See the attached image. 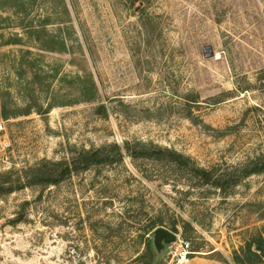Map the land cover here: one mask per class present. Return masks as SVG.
<instances>
[{
    "label": "rangeland",
    "instance_id": "374dc122",
    "mask_svg": "<svg viewBox=\"0 0 264 264\" xmlns=\"http://www.w3.org/2000/svg\"><path fill=\"white\" fill-rule=\"evenodd\" d=\"M0 121V264H236L264 243V174L244 173L264 159V0H0ZM158 220L175 242L154 245Z\"/></svg>",
    "mask_w": 264,
    "mask_h": 264
},
{
    "label": "trees",
    "instance_id": "16d2710c",
    "mask_svg": "<svg viewBox=\"0 0 264 264\" xmlns=\"http://www.w3.org/2000/svg\"><path fill=\"white\" fill-rule=\"evenodd\" d=\"M29 1L31 2V0ZM19 12H21L22 14H25L24 19L27 18L25 4H22L21 11L16 12V14H19ZM19 27L25 30L24 36L26 37V39L31 40L33 42H39L41 44V50L48 51V52H57V51L60 52L61 50H64L65 42L57 41L56 43V41L52 37H48L46 41L41 40L40 39V32H41L40 27L33 26L32 23H30L29 25H25V23H22L21 25H19ZM20 42L21 40L18 37H16L15 39H11L7 41L6 44L7 45L8 44H19ZM50 44H58L59 47L57 49V48L50 46ZM90 94H94V92L91 91ZM157 152L172 156V161L178 164V166L180 167H183V168L188 167L189 161L183 158L182 156L176 154L175 152H171L166 149L164 150L158 149ZM85 159H86L85 163L87 165L107 163V160H108L107 157L101 156L97 152L93 154H87V156H85ZM244 173H245V176L264 174V159L259 162L252 163L251 166L248 167L246 171H244ZM194 174H195V177H197L203 183L210 182L211 173L206 172L204 170H197V171H194ZM223 183H230V182L229 180L223 179L221 177H216L215 181L213 182L216 188L222 189V190L225 187ZM8 190H9L8 191L9 193L12 192V188H9ZM159 227H164L161 220L153 222L150 226V232H153L155 229ZM171 231L175 232L174 227H172ZM253 244L264 247V243L262 241L254 242ZM147 250L151 252L149 245H147ZM263 259H264V255L257 253L255 248L252 249V244H248L245 250H242L240 252V255H235V257L233 258L236 264H261ZM142 260H143V257L141 256L140 258L137 259V262H140L141 264H145V263H142Z\"/></svg>",
    "mask_w": 264,
    "mask_h": 264
},
{
    "label": "water",
    "instance_id": "95a60500",
    "mask_svg": "<svg viewBox=\"0 0 264 264\" xmlns=\"http://www.w3.org/2000/svg\"><path fill=\"white\" fill-rule=\"evenodd\" d=\"M213 54L210 53L209 57H212ZM153 236H154V245L156 247H159L161 243L164 244H169L173 243L176 241V235L173 234L172 232L168 231L167 229L163 227H159L153 231ZM255 250L259 252L260 254L264 255V247L262 246H256Z\"/></svg>",
    "mask_w": 264,
    "mask_h": 264
},
{
    "label": "built area",
    "instance_id": "2783aa9c",
    "mask_svg": "<svg viewBox=\"0 0 264 264\" xmlns=\"http://www.w3.org/2000/svg\"><path fill=\"white\" fill-rule=\"evenodd\" d=\"M5 133V127L3 125V123L0 121V136ZM180 251L177 252V257L181 260L186 259L189 255V245L186 242H181L180 246Z\"/></svg>",
    "mask_w": 264,
    "mask_h": 264
}]
</instances>
